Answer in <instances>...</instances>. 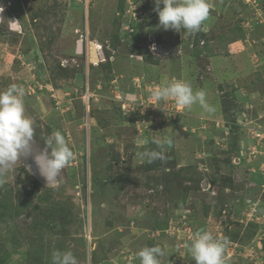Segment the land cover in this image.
<instances>
[{
  "label": "rangeland",
  "instance_id": "obj_1",
  "mask_svg": "<svg viewBox=\"0 0 264 264\" xmlns=\"http://www.w3.org/2000/svg\"><path fill=\"white\" fill-rule=\"evenodd\" d=\"M210 6L189 33L160 26L155 0H0V91L22 86L37 143L58 130L74 152L58 187L32 157L7 173L0 264H140L156 245L195 264L201 229L228 241L225 264H264V0ZM176 79L213 111L157 102ZM162 136L165 159L140 164Z\"/></svg>",
  "mask_w": 264,
  "mask_h": 264
},
{
  "label": "clouds",
  "instance_id": "obj_2",
  "mask_svg": "<svg viewBox=\"0 0 264 264\" xmlns=\"http://www.w3.org/2000/svg\"><path fill=\"white\" fill-rule=\"evenodd\" d=\"M155 11L158 13L159 25L165 30L181 29L189 33L200 30L208 19L210 0H155ZM163 5L162 7L160 5ZM153 49L155 45L152 46ZM26 91L22 86L12 84L0 91V184L6 182V175L21 158L32 157L39 174L46 185L58 187L61 173L74 159L69 142L60 131H54L46 138L43 147L35 139L34 120L26 114L24 97ZM152 96L157 102L171 99L182 109H191L199 104L205 111L211 112L206 92L194 90L190 82L176 79L157 87ZM160 151H144L139 155V163L151 164L159 159L163 161L164 148L172 145L167 136L152 140ZM228 241L214 237L207 230L195 232L191 242L186 244L195 264H225L224 254ZM140 264H161L164 250L156 246H146L137 253ZM52 264H78L77 258L69 251L55 250L52 253Z\"/></svg>",
  "mask_w": 264,
  "mask_h": 264
},
{
  "label": "water",
  "instance_id": "obj_3",
  "mask_svg": "<svg viewBox=\"0 0 264 264\" xmlns=\"http://www.w3.org/2000/svg\"><path fill=\"white\" fill-rule=\"evenodd\" d=\"M78 49L80 50V47H79V45H78ZM94 50V53H95V58L97 59V55H96V52H97V50H95V48L94 47H92L91 48V50ZM92 61H94V59H93V56H92V59H91Z\"/></svg>",
  "mask_w": 264,
  "mask_h": 264
},
{
  "label": "trees",
  "instance_id": "obj_4",
  "mask_svg": "<svg viewBox=\"0 0 264 264\" xmlns=\"http://www.w3.org/2000/svg\"><path fill=\"white\" fill-rule=\"evenodd\" d=\"M151 165V164H150ZM4 204L2 203V202H0V206H3ZM36 262L38 263V264H43L42 263V261H38V259H36Z\"/></svg>",
  "mask_w": 264,
  "mask_h": 264
}]
</instances>
